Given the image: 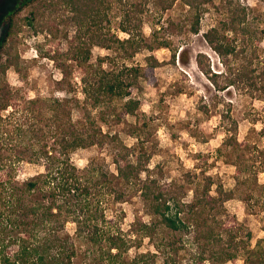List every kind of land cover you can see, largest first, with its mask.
Masks as SVG:
<instances>
[{"label": "trees", "instance_id": "trees-1", "mask_svg": "<svg viewBox=\"0 0 264 264\" xmlns=\"http://www.w3.org/2000/svg\"><path fill=\"white\" fill-rule=\"evenodd\" d=\"M60 1L76 26L74 39L80 47L71 56L78 66L89 62L92 46L112 50L117 58L122 53L127 59L133 58L140 50L152 52L165 48L170 51V63L174 65L178 50L172 49L165 39L159 41L158 31L168 37L182 35L186 30L191 35H197L201 31L200 20L210 6L223 10L226 21L218 22L202 34L209 48L218 56L223 71L212 73L210 65H205V55L202 53L195 57L197 67L217 92L230 88L242 90L250 96L257 95L264 104V59L259 63V72L253 67L254 61L259 59L258 45L255 43L259 40V31L251 21V10L239 0H151V5L161 12L180 1L188 9L189 15L177 22L168 18L165 26L154 31L149 39L141 33L142 21L138 17L145 9L141 8V4L133 3L119 27L128 35L124 40L109 32L107 12L110 7L106 0ZM27 2H18L2 19H6V26L0 39V51L5 58L3 62L0 59V82L8 68H16L17 59H12L10 50L5 48L8 40L21 29V24L15 18ZM56 2H49L48 7L52 8L59 0ZM134 18L139 25H132ZM22 22L29 24L27 18ZM48 24L51 25L50 22ZM51 27L53 29H47L56 36L57 28ZM43 28L36 26L33 30L38 33ZM180 54L181 51L178 56ZM110 60L109 57L99 58L95 68L89 66V72L93 75L87 72L85 77H81L82 100L47 99L42 101L46 108L43 106L40 109L34 106L41 99L28 101L29 120L33 125L25 132L23 126L18 125L15 129L17 135H35L39 128L34 126L39 119H45L46 112L50 111L47 123L54 143L52 151L43 149L36 156L45 159V171L20 187L14 184L11 169L0 168V232L7 228L12 231L0 239V264H73L79 256L77 244L87 248L90 254L88 261L96 257L103 264H157L158 260L160 264H179V254L182 252L189 256L191 264H237L239 259L243 264H264V239H258L251 245V231L246 230L236 217L229 216L224 207L233 198L234 191H226L207 175L197 178L186 174L182 181L161 183L151 176L145 166L148 158L143 162V156L138 155L136 162L131 163L127 159L131 149L120 141L118 135L101 131L99 122L110 126L111 123L123 122L125 115L135 114L139 101L131 98L132 89L138 86L139 78L154 82V70L162 64L148 55L144 68L122 65L119 69H103L102 63ZM220 78L224 79L221 81ZM2 92L0 89V108L6 110L9 107L17 111L16 104L5 99ZM73 109L81 112L80 120L72 119ZM94 110L96 115H93ZM11 114L4 116V119ZM227 114L220 116V120H227L222 119L228 135L223 146L237 150L247 147L246 143L237 140L238 124ZM112 118L115 119L112 121ZM4 119L0 115V125ZM129 134H134V131ZM105 138L115 143L113 156L116 176L102 171H96L98 175L95 177L80 173L70 161L71 153L93 145L102 147L107 143ZM233 166L237 170L235 186L248 185L249 179L240 175L243 170L240 163L235 162ZM258 174L259 171L254 170V181L264 194V184L259 185L257 181ZM108 176L115 177L122 188L127 189V193L136 194L143 204L144 214L148 218L145 221L137 217L132 223L131 228L137 227L136 235L132 230L130 233L124 232L117 221L109 220L102 207L105 196L112 191L115 193ZM184 184L192 186L189 200ZM213 186L215 190L212 194ZM36 194L41 195L46 204L42 201L27 202ZM122 197V193H119L115 199L120 201ZM261 206L264 214V200ZM67 223L75 227L72 234L66 229ZM136 236L138 242L148 239L155 252L138 253L132 259H126L130 247L136 242ZM13 246L17 249L15 253H10L9 248Z\"/></svg>", "mask_w": 264, "mask_h": 264}, {"label": "rangeland", "instance_id": "rangeland-1", "mask_svg": "<svg viewBox=\"0 0 264 264\" xmlns=\"http://www.w3.org/2000/svg\"><path fill=\"white\" fill-rule=\"evenodd\" d=\"M20 1L0 0V39L6 26V19L2 20L3 17ZM53 1L58 0H28L15 18L21 24V29L8 40L5 48L10 50L12 59H17V69L11 67L6 70L0 89L3 90L5 99L15 103L17 111L21 112L9 107L6 110L0 108L2 119L14 111L0 125V168L3 169L4 166L14 172V184L20 187L45 171V159L36 156L43 149L52 151L54 143L47 123L50 111L46 112L45 119H39L34 126L39 128L35 135H17L15 129L18 125L23 126L24 132L33 125L29 120L28 101L41 99L34 106L40 109L43 106L46 108L42 101L47 99L82 100L80 79L87 72L90 76L93 75L89 72V66L93 65L95 68L99 58L111 59L102 63L103 69L110 70L119 69L122 65L144 68L145 57L152 55L162 64L154 70V82L149 83L146 79L139 78L138 86L132 89L131 98L139 101V109L134 115H125L123 122L118 124L105 126L99 122L101 131L118 135L120 141L131 149L127 156L131 163L136 162L138 155L143 156V162L148 158L145 166L150 170L151 176L161 183L182 181L186 174L197 178L207 175L226 191H234L233 198L224 204L228 215L236 217L246 230L251 231V245L258 239H264V214L261 206L264 194L256 186L253 176L254 170H258L257 181L259 185L264 184V104L257 95L250 96L242 90L230 88L217 92L195 62L196 55L202 53L205 55L203 61L205 65H210L212 73L223 71L218 56L209 48L202 34L218 22L226 21L225 12L210 6L200 20L199 34L191 35L186 30L182 35L168 37L158 31V28L164 27L168 18L177 22L189 15L188 9L180 1L175 2L169 10L161 12L151 5V0H106L110 7L107 12L110 34L120 40L127 39L128 35L119 29L120 24L131 4H141V8L145 9L138 16L142 21L141 33L149 39L154 31H158L159 41L165 39L172 49L178 50L175 64L170 63L171 53L165 48L152 52L140 50L133 58L127 59L122 53L117 58L112 50L92 46L89 62L78 66L71 56L80 47L79 42L74 39L76 26L71 21V14L62 8L60 0L52 8L48 7L49 2ZM239 2L249 7L251 21L259 31V40L255 42L258 45L259 59L253 63V67L259 72V63L264 59V0ZM24 18L29 20V24L22 22ZM48 22L57 28L56 36L49 32L48 29L53 27L46 25ZM131 23L139 25L136 18ZM36 26H44L43 31L35 33L33 28ZM4 58L0 51L1 62ZM95 113L96 110L93 115ZM225 113L237 122V140L246 143L247 147L237 150L223 146L228 135L222 119L227 120H220V116ZM72 119H81L79 109L72 110ZM40 129L45 133L42 134ZM131 130L134 134H129ZM105 141L107 143L102 147L93 145L71 153L70 161L80 173L95 177L98 175L96 171H102L116 176L113 156L115 143L107 138ZM235 162L240 163V168L243 169L240 175L249 179L248 185L238 188L235 186ZM108 178L115 193L112 191L105 196L102 207L109 220L117 221L124 232L130 233L132 230L133 235H136L137 227L131 228L132 223L137 217L145 221L148 218L144 214L143 204L136 194L127 193V189L122 188L115 177ZM184 185L186 198L189 200L192 186ZM214 190L213 186L212 194ZM119 193L123 197L117 201L115 197ZM41 201L46 204L38 194L27 199L29 204ZM66 229L72 234L75 227L72 223H67ZM11 232L9 228L0 232V239ZM137 239L136 236V242L130 247L126 259H132L138 253L155 252L148 239L144 238L140 242ZM76 246L79 256L73 264H103L96 257L93 261H88L87 256L90 254L87 248L81 244ZM16 249L17 247H10L9 252L15 253ZM179 259V264H191V259L183 252L179 254ZM157 264H160L159 260ZM237 264H243L242 259Z\"/></svg>", "mask_w": 264, "mask_h": 264}]
</instances>
